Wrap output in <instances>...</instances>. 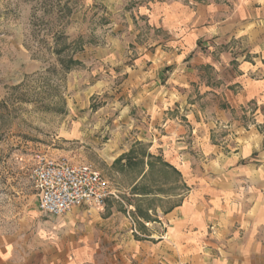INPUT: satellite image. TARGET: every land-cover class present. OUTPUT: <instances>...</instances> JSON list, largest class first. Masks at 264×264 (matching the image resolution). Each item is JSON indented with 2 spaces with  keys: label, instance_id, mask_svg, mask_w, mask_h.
Segmentation results:
<instances>
[{
  "label": "rangeland",
  "instance_id": "374dc122",
  "mask_svg": "<svg viewBox=\"0 0 264 264\" xmlns=\"http://www.w3.org/2000/svg\"><path fill=\"white\" fill-rule=\"evenodd\" d=\"M151 1L0 0L1 235L28 237L34 250L64 249L66 257L79 246L80 257H159L166 250L158 245L165 215L188 187L157 152L147 157L145 134L157 112V28L138 8ZM58 33L66 37L61 47L83 40L76 53L82 65L61 69ZM135 68L141 77L129 86ZM44 154L91 165L113 194L103 207L45 215L33 178Z\"/></svg>",
  "mask_w": 264,
  "mask_h": 264
},
{
  "label": "crops",
  "instance_id": "0c3cea01",
  "mask_svg": "<svg viewBox=\"0 0 264 264\" xmlns=\"http://www.w3.org/2000/svg\"><path fill=\"white\" fill-rule=\"evenodd\" d=\"M138 13L157 28L149 152L188 187L165 215L166 250L66 257L0 234V264H264V0H152Z\"/></svg>",
  "mask_w": 264,
  "mask_h": 264
},
{
  "label": "built area",
  "instance_id": "2783aa9c",
  "mask_svg": "<svg viewBox=\"0 0 264 264\" xmlns=\"http://www.w3.org/2000/svg\"><path fill=\"white\" fill-rule=\"evenodd\" d=\"M33 178L38 208L45 215L62 216L82 206L103 207L113 194L99 170L65 157L39 156Z\"/></svg>",
  "mask_w": 264,
  "mask_h": 264
},
{
  "label": "trees",
  "instance_id": "16d2710c",
  "mask_svg": "<svg viewBox=\"0 0 264 264\" xmlns=\"http://www.w3.org/2000/svg\"><path fill=\"white\" fill-rule=\"evenodd\" d=\"M65 39H66L65 35L62 33H58L57 35L54 36V40H55L54 54L56 55V60H57L58 64L60 65L61 69L65 70V71H70V70L82 65V61L76 58V53L82 52L84 50L85 45L83 44V40L78 39L77 41L71 42L69 44H67L65 42L67 45H63L61 47L60 46L61 42H63V40H65ZM147 156L151 157V158L154 157V155H152L150 153ZM157 158H159V157H157ZM123 160H124V155H121L119 158H117L115 160L114 163L115 164H121ZM160 160L163 162V166L173 170L174 172H176L180 176V173L176 169H174L169 164L165 163L162 158ZM126 161H127L126 164L128 165L129 160H126ZM148 165H149V167L152 168L155 166V163L152 161H149ZM134 188H136V187H134ZM143 194H147V192H145Z\"/></svg>",
  "mask_w": 264,
  "mask_h": 264
}]
</instances>
